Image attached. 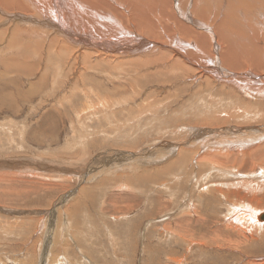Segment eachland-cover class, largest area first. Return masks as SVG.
Returning <instances> with one entry per match:
<instances>
[{
  "label": "rangeland",
  "instance_id": "374dc122",
  "mask_svg": "<svg viewBox=\"0 0 264 264\" xmlns=\"http://www.w3.org/2000/svg\"><path fill=\"white\" fill-rule=\"evenodd\" d=\"M154 64L152 70H166ZM52 69H30L0 51V264H264V228L247 215L264 209V132L249 142L241 133L214 134L205 149H191V164L182 163L175 174L163 170L174 159L163 161L166 154H178L169 141L192 125L184 116L195 91L215 110L237 94L243 107L263 114L264 96L255 100L237 84L223 89L214 78L207 87L198 75L143 83L120 70L122 80L114 84L104 78L107 71ZM86 76L91 81L81 82ZM256 118L227 123L264 125ZM244 151H252L248 159ZM40 158L52 167L56 158L60 174L49 173ZM115 158L119 174L115 163L109 167ZM15 159L24 171L9 162ZM232 159L244 163L230 165ZM127 174L133 181L122 186L120 176ZM245 177L253 184L250 195L234 205L218 197L220 185L233 188L219 179L240 185ZM62 194L67 215L60 214ZM178 215L186 218L182 228Z\"/></svg>",
  "mask_w": 264,
  "mask_h": 264
},
{
  "label": "bare ground",
  "instance_id": "6f19581e",
  "mask_svg": "<svg viewBox=\"0 0 264 264\" xmlns=\"http://www.w3.org/2000/svg\"><path fill=\"white\" fill-rule=\"evenodd\" d=\"M254 18L256 20L250 23L249 20ZM1 50L15 55L21 65L30 69L51 67L52 74L66 68L76 70L80 66L96 72L107 71L104 78L114 84L122 80L120 70L136 73L143 83L153 78L177 80L183 75L188 79L198 75L197 79L204 80L207 87L211 84L209 80L214 78L222 80L219 81L222 88L226 84H237L245 95L251 93L256 98L264 96V0H0ZM10 62L11 59L5 60L6 65ZM154 63L166 70H152L151 64ZM84 79L91 81L86 76L81 78V82ZM96 79L94 81L101 83L102 80L99 82ZM190 99L193 100L187 102L188 110L194 115L193 120L200 123L169 141L178 154H166L165 159L174 157L181 160L172 164V159L163 165L167 168H178L182 163L191 164L190 150L193 147L205 149L214 134L238 136L241 133L239 138L249 142L250 136L256 138L264 132V125L227 123L230 120H247L248 123L255 116H258L257 121H264V114L247 105L243 107L245 99H238L237 94L224 100L226 103L221 102L218 110H215L217 105L206 103L196 91ZM197 133L210 135L208 140L199 142ZM250 153L252 151H244L246 159ZM238 157H242V151ZM242 162L232 159L230 165ZM259 167L263 168L262 165ZM219 180L233 187L227 189L220 185L216 191L218 197H227L228 205H234V201L242 199L246 193L250 195L252 191L253 184H249L246 177L240 185L228 178ZM230 199L233 201L229 203ZM262 211L264 209L247 210L248 217L259 228H264V221L258 220ZM190 214L193 216V212ZM185 219L179 216L174 220L182 228Z\"/></svg>",
  "mask_w": 264,
  "mask_h": 264
},
{
  "label": "crops",
  "instance_id": "0c3cea01",
  "mask_svg": "<svg viewBox=\"0 0 264 264\" xmlns=\"http://www.w3.org/2000/svg\"><path fill=\"white\" fill-rule=\"evenodd\" d=\"M215 115H216V113H215ZM188 117H190V121H191V123H192V125L189 127V128H187V129H183L182 128V130H180L175 136H177V137H180V136H182L183 134H185V132H187L188 130H191V128L193 127V126H195V125H197L198 123H200V121H198V120H193V117H194V115L190 112V114L189 115H187V117L186 116H184V118H188ZM184 120V119H183ZM197 135H201V136H204V137H208L210 134H200V133H197ZM209 144H210V141H209ZM165 149V148H164ZM163 149V150H164ZM192 149H196V148H192ZM192 150H190V152H191ZM194 151H192V153H193ZM165 158H166V156H165ZM164 158V160L163 161H165L166 159ZM170 158V157H169ZM168 159V158H167ZM35 160H36V162H38L39 161V158H35ZM40 160L42 161V166L43 167H46L47 169H49V173H55V174H60V173H58V172H60V169L54 164L55 163V161H56V158L55 159H53L52 160V164H53V167L52 166H50V164L49 163H45V162H47V161H44V160H42L41 158H40ZM45 160H49V159H45ZM9 162L12 164V165H14V166H16V170H19V171H24V166H23V164L21 163V161L20 160H9ZM95 163H104L103 161H101L100 159H96L95 160ZM112 163H115L116 165H117V174H119V173H121L122 171H120V169H121V163H120V161L118 160V159H114L112 162H110L109 163V167L111 166V165H113ZM167 168V167H166ZM166 168H164L163 170H165ZM119 170V171H118ZM171 171H170V173L171 174H175V167L174 166H172L171 167V169H170ZM170 173L167 175V176H169L170 175ZM49 176L51 175V174H48ZM48 175H46V176H48ZM123 176V175H122ZM155 176V175H154ZM52 177H54L53 175L52 176H50V178H52ZM46 178H48V177H46ZM120 179L122 180V182H120L121 183V185L123 186L124 184V182H126V183H128L129 181H133V179H132V177H131V175H124L123 176V178H121V176H120ZM193 180H195L194 182H195V184H196V177H195V179L194 178H192ZM126 187H128V188H131L132 189V187H133V184H127L126 185ZM65 197H66V194H62L61 195V197L59 198V200H58V204H59V207H60V210H61V215L62 214H64V215H67V209L65 208L66 206H67V201L65 200ZM73 210H76L75 208H74V206H73ZM261 214L262 213H264V211H262V212H260ZM260 213L258 214V220L259 221H264V219H261L260 218Z\"/></svg>",
  "mask_w": 264,
  "mask_h": 264
},
{
  "label": "water",
  "instance_id": "95a60500",
  "mask_svg": "<svg viewBox=\"0 0 264 264\" xmlns=\"http://www.w3.org/2000/svg\"><path fill=\"white\" fill-rule=\"evenodd\" d=\"M260 218H261V219H264V215H263V216L261 215Z\"/></svg>",
  "mask_w": 264,
  "mask_h": 264
}]
</instances>
